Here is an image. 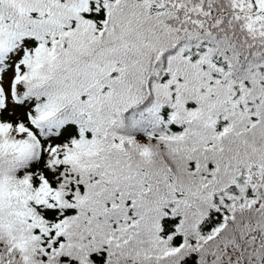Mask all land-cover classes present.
Masks as SVG:
<instances>
[{"label":"snow or ice","instance_id":"snow-or-ice-1","mask_svg":"<svg viewBox=\"0 0 264 264\" xmlns=\"http://www.w3.org/2000/svg\"><path fill=\"white\" fill-rule=\"evenodd\" d=\"M0 264H264V0H0Z\"/></svg>","mask_w":264,"mask_h":264}]
</instances>
